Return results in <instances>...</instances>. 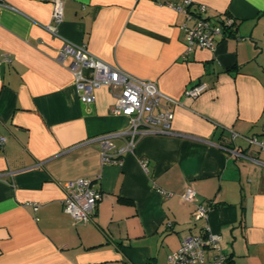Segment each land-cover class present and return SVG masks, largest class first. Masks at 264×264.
Returning <instances> with one entry per match:
<instances>
[{
  "label": "crops",
  "instance_id": "obj_1",
  "mask_svg": "<svg viewBox=\"0 0 264 264\" xmlns=\"http://www.w3.org/2000/svg\"><path fill=\"white\" fill-rule=\"evenodd\" d=\"M181 1L63 0L56 24L52 0H0V264H166L206 225L231 264H264V148L249 141L264 140V0H192L189 11L203 3L211 22L237 24L213 50L190 51L184 25L197 15L187 20ZM65 42L154 80L176 101L169 128L102 162L99 138L130 118L112 111L118 88L80 100L55 59ZM200 82V94H185ZM128 138L112 136L108 151ZM81 177L103 193L87 222L63 209L64 182Z\"/></svg>",
  "mask_w": 264,
  "mask_h": 264
},
{
  "label": "built area",
  "instance_id": "obj_2",
  "mask_svg": "<svg viewBox=\"0 0 264 264\" xmlns=\"http://www.w3.org/2000/svg\"><path fill=\"white\" fill-rule=\"evenodd\" d=\"M51 16L58 24L63 16V0H52ZM192 0H182L174 8L186 14L187 20L197 15L192 26L184 25L186 50L197 48H215L214 36L225 34L224 28L235 21L230 15H220L216 22L204 16L206 5L200 3L195 11H189ZM50 30L56 34L57 26H50ZM55 59L66 65L73 75L79 98L85 103L94 100V90L107 85L110 88H118L112 111L115 114H124L130 118L129 127L125 132L114 135H103L100 139L102 162H120L119 157L125 151L133 150L138 137L147 133H160L170 126L173 113L168 104L176 102L172 97L163 93L154 80L141 79L122 68L111 65L101 58L93 55L84 44L75 45L65 42L56 52ZM206 88L205 83H197L185 90V94L195 97ZM127 134L128 139L124 145L117 149L116 155L108 150L115 147L112 136ZM6 140L0 135V145ZM250 142L259 144L264 148V140L249 138ZM145 166V163H142ZM196 190L187 186L181 197L185 201L195 198ZM103 193L94 187L91 178H76L67 180L63 184V209L69 213L75 221L87 222L91 220L97 202ZM36 208V207H35ZM209 207L201 202L196 203L195 218H207ZM221 235L211 231L206 225L201 232L185 235L179 247L168 254L166 264H203L206 254L212 251L211 264H227V256L221 251Z\"/></svg>",
  "mask_w": 264,
  "mask_h": 264
},
{
  "label": "trees",
  "instance_id": "obj_3",
  "mask_svg": "<svg viewBox=\"0 0 264 264\" xmlns=\"http://www.w3.org/2000/svg\"><path fill=\"white\" fill-rule=\"evenodd\" d=\"M227 15V14H226ZM237 22L236 20L233 22V24H231L230 26H227L226 28H224V33L225 34H231L232 32H234V28L236 26ZM231 260L227 259V264H231Z\"/></svg>",
  "mask_w": 264,
  "mask_h": 264
},
{
  "label": "rangeland",
  "instance_id": "obj_4",
  "mask_svg": "<svg viewBox=\"0 0 264 264\" xmlns=\"http://www.w3.org/2000/svg\"><path fill=\"white\" fill-rule=\"evenodd\" d=\"M200 220V219H199Z\"/></svg>",
  "mask_w": 264,
  "mask_h": 264
}]
</instances>
